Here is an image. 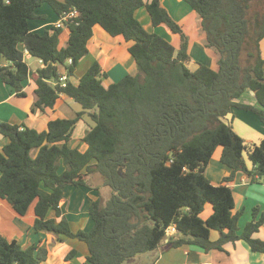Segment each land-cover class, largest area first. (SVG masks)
Here are the masks:
<instances>
[{
	"label": "trees",
	"instance_id": "trees-1",
	"mask_svg": "<svg viewBox=\"0 0 264 264\" xmlns=\"http://www.w3.org/2000/svg\"><path fill=\"white\" fill-rule=\"evenodd\" d=\"M185 1L199 15L205 46L219 55L217 68L188 66L189 36L161 0H0L1 80L16 95L26 94L28 51L44 63L35 71L33 110L53 108L62 93L82 107L72 117L50 120L44 130L0 124V133L9 138L0 148V199L20 216L32 209L35 230L85 242L91 264H133L128 259L156 249L164 239L170 247L194 244L206 252L243 239L253 251L264 252V239L254 236L264 224V209L255 207L240 232L243 211L234 212V192L227 184L239 171L264 184V138L250 143L230 121L239 108L264 124V0ZM44 3L59 15L80 12L67 22L64 46L63 28L30 29V19L46 18L37 13ZM143 6L155 27L165 24L179 34L178 49L143 26L136 15ZM96 25L131 43L136 74L105 85L107 73L94 62L78 82L71 80ZM62 69L68 74L63 82ZM248 89L258 105L238 101ZM85 116L92 123L81 138L88 145L82 151L70 141ZM218 147L231 173L214 184L206 170ZM94 172L114 193L106 202H91V229L74 231L62 213L64 190L87 186ZM208 204L212 212L205 218ZM170 226L176 234L167 235ZM212 230L219 232L217 240ZM76 253L71 249L66 259ZM47 256L44 247L25 249L0 236V264H39Z\"/></svg>",
	"mask_w": 264,
	"mask_h": 264
},
{
	"label": "crops",
	"instance_id": "crops-1",
	"mask_svg": "<svg viewBox=\"0 0 264 264\" xmlns=\"http://www.w3.org/2000/svg\"><path fill=\"white\" fill-rule=\"evenodd\" d=\"M161 1L169 10L170 14L180 22L185 31L188 32L186 26L182 22L187 15H192L191 10L193 9L191 6L185 0ZM37 13L45 15L46 18L39 20L30 19L29 26L32 31L39 33H43L45 30L54 27L60 17L48 3L41 5L37 9ZM138 13H141L144 19L147 16L143 11L138 10L136 15H138ZM140 19L142 20V18ZM145 25H149L147 26L148 29L150 27V21ZM101 28L102 27L98 25L94 27V35L89 42V52L78 63L75 76H71V80L74 82H78L79 77L84 74L85 69L90 67L94 60L101 64L102 71L107 73L110 83L120 80L126 74H136L138 72L137 64L128 50L131 43L125 41L123 36L109 37L110 35H107L108 33ZM61 36L60 46H64L69 38V29L67 28V30L64 31V36L62 38ZM262 47L264 51V40L262 42ZM189 52L191 60L188 66L193 70L199 66V63L207 64L212 68L218 66L214 55L208 52L206 47L203 44H199L198 41L197 43H192L190 40ZM24 57L30 68L29 78L25 82L24 90L26 94L24 96L16 95L0 78L1 123L8 122L19 125L25 123L38 130H44L47 128L50 120L58 117H72L76 112L81 110L76 107L78 103L74 99L63 93L58 98L53 108H47L45 111L40 109L33 110L34 101L36 99L35 90L37 88V84L34 80L35 71L43 67L44 63L42 60L36 58L38 66L36 69H33L29 62V59L33 56H31L28 51H25ZM191 63H195L196 68H192ZM61 72L62 75L68 76L64 69H62ZM238 101L258 105L255 92L250 89L246 90ZM232 114L235 117L234 120L237 119L239 121L235 126L239 128L240 132L234 127L235 130L239 134L241 133L240 135L246 141L250 143H259L256 141L264 138V124L255 113L234 108ZM91 123L92 122L88 120V116H85L84 119L78 122V124L82 126L81 132L83 133L78 137L80 142L78 141L73 144L72 137L70 141L72 146H78L82 151L87 149L88 145L82 142L81 138L90 128ZM243 123L246 124L248 128L242 126ZM8 142L9 138L0 133V148ZM221 154L222 148L218 147L206 170L207 176L214 184L222 183L224 177L231 173V169L221 162ZM213 162H215V164H213ZM257 183L260 182H252L251 178L242 171H239L232 181L227 182L234 192V212L243 211L239 219L240 232L244 230L246 224L251 220L255 207L259 206L261 209H264V184L260 183L263 185H254ZM82 194L85 195V198L84 196L80 198ZM67 196H70L69 200L73 197L75 203L70 202L68 198H66ZM95 197V193H92L91 190H88L84 186H75L74 188H68L67 186L65 188L64 198L61 201L62 213L68 218L74 231L78 229L87 230L94 225L91 215L89 217V206L93 200L97 199ZM211 212V206L208 204L203 213L204 217H208ZM49 216L55 217V212L50 211ZM34 218L35 215L32 209L27 215L20 216L7 202L0 199V236H4L9 240H17L25 249L32 245H38L39 247L48 249L46 260L41 261L39 264H91L87 260L88 247L85 242L73 237L64 235L56 236L52 233L37 231L33 226ZM173 234L176 233L173 232L171 235ZM219 236L220 234L218 231L212 230V240H217ZM254 236L264 239V224L260 227L259 231L254 233ZM71 249H75L77 253L73 258L67 260L66 255ZM150 252L153 254L150 259L142 260L144 263L136 262L133 264H264V252L253 251L248 242L243 239L237 240L236 242L225 243L222 250L213 249L208 252L194 244L170 247L169 240L164 239L156 249L145 252L144 254H150Z\"/></svg>",
	"mask_w": 264,
	"mask_h": 264
},
{
	"label": "rangeland",
	"instance_id": "rangeland-1",
	"mask_svg": "<svg viewBox=\"0 0 264 264\" xmlns=\"http://www.w3.org/2000/svg\"><path fill=\"white\" fill-rule=\"evenodd\" d=\"M145 1H147V0H145ZM141 9H144V10H141ZM138 10L143 11V13L147 14V16L145 17V19L142 17L141 13H138L139 17L137 15V18L142 22L143 26L146 29H147V26H149V25H145V24H147L150 21V27L147 30H149V31H155V28H156V32L158 34L162 35L163 37H165L166 39H168L170 42H172V44L176 48H179V46H180V36H179V34H176V33L171 32V30L169 29V27L167 25H165V24L164 25H161L159 27H154V25L152 24V21L150 20L149 14H148L147 9H146V6L140 7V9H138ZM191 13H192V15H190V14L187 15L186 18L184 19V21L182 22L186 26V28L188 30V32H186V33L188 34L189 40H191L192 43H194V42L197 43V41H198L199 44H203L205 46V35L203 33V30H202V27H201V24H200L199 15L195 11H193V10H191ZM140 18H142V20ZM34 19L39 20V19H44V18H34ZM66 30H67V28L64 27L62 29L61 35L64 36V31H66ZM107 35H110V34L108 33ZM63 36H61V38ZM109 37H116V36L110 35ZM206 50L214 55V57L216 59V62L218 63L219 55L213 49H211V48H207L206 47ZM95 61L96 60H94L91 63V65ZM29 62H30L31 67L33 69H36V67L38 66L37 65L36 57H31L29 59ZM191 66H192V68H196V64L195 63H193V64L191 63ZM88 68L89 67H87V69ZM87 69H85L84 72H86ZM103 82H104L105 85H109L110 81H109V79H108L107 76L103 77ZM76 107H78V109H81L82 108L79 103L76 104ZM234 118H235L234 115L231 113L230 114V121L232 122L233 126L235 128H237L238 132H240L239 128L235 126V124H238L239 121L237 119L234 120ZM88 120L91 121L90 117H88ZM242 126H245L246 128H248V126L246 124H244V123L242 124ZM81 131H82V126L80 124H78V126L76 127V130L74 132V136H73V140H72L73 144L74 143H77L79 141L78 140V137H79L80 134L83 133ZM261 140L262 139H260L259 141L257 140L256 142H259L260 143ZM246 159H247V162L251 165V161L249 160V158L247 157ZM213 164H215V162H213ZM87 184L88 185L87 186H84V187H86L88 190H91L92 193H95V196H96L95 198H102L104 202H106L110 198V196L114 193V190L109 185H106L104 183L103 176H102V174L100 172L91 173L88 176ZM254 185H263V184L257 183V184H254ZM71 187L74 188L75 186H68V188H71ZM83 196L85 198V195L84 194H82L80 196V198H83ZM69 197L70 196H67L66 198H68V200H69ZM69 201L70 202H74L73 201V197H71ZM89 217H90V214H89ZM78 226H81V225H78ZM89 229H87V230H89ZM46 233H50V232H46ZM151 255H153L151 252H150V254L149 253L148 254H144V253L142 254V253H140V254H137V255L133 256L132 258L128 259L127 262L128 263H136V262L137 263H144V261H142V260L150 259Z\"/></svg>",
	"mask_w": 264,
	"mask_h": 264
},
{
	"label": "built area",
	"instance_id": "built-area-1",
	"mask_svg": "<svg viewBox=\"0 0 264 264\" xmlns=\"http://www.w3.org/2000/svg\"><path fill=\"white\" fill-rule=\"evenodd\" d=\"M80 16V12L77 9H70L69 11H65L62 15H60L59 20L55 23V27L64 28L67 27V22L75 21L76 18ZM67 75H61L60 80L63 82L66 80ZM1 124V121H0ZM176 231L174 226H170L167 230V235L172 234Z\"/></svg>",
	"mask_w": 264,
	"mask_h": 264
}]
</instances>
